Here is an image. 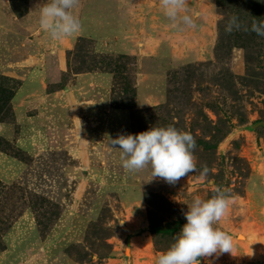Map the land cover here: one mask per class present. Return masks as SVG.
Listing matches in <instances>:
<instances>
[{
    "label": "rangeland",
    "instance_id": "rangeland-1",
    "mask_svg": "<svg viewBox=\"0 0 264 264\" xmlns=\"http://www.w3.org/2000/svg\"><path fill=\"white\" fill-rule=\"evenodd\" d=\"M45 2L0 0V264H155L217 186L234 254L200 264H264V37L225 32L264 0H188L182 30L160 0H79L82 30L60 40ZM169 125L197 145L175 185L127 172L106 138Z\"/></svg>",
    "mask_w": 264,
    "mask_h": 264
},
{
    "label": "clouds",
    "instance_id": "clouds-1",
    "mask_svg": "<svg viewBox=\"0 0 264 264\" xmlns=\"http://www.w3.org/2000/svg\"><path fill=\"white\" fill-rule=\"evenodd\" d=\"M79 0H50L42 3L39 13V25L51 39L60 40L72 37L82 30V24L72 10ZM164 16L173 28L182 26L197 27L192 15L187 12L188 0H160ZM253 32L264 37V20L253 19L249 25L233 15L229 18L225 32ZM113 148H118L122 167L129 173H137L151 168V180L159 178L170 185L197 171L194 150L195 137L187 131L174 126L152 127L135 135L118 134L115 139L106 137ZM211 170L202 166L200 179H205ZM232 197L228 190L217 186L211 198H195L187 204L183 212L186 223L174 236L170 247L161 252L155 264H200L198 258L219 257L222 254H234L233 238L215 225L228 214ZM95 259V258H94ZM207 264H211L208 261Z\"/></svg>",
    "mask_w": 264,
    "mask_h": 264
},
{
    "label": "trees",
    "instance_id": "trees-1",
    "mask_svg": "<svg viewBox=\"0 0 264 264\" xmlns=\"http://www.w3.org/2000/svg\"><path fill=\"white\" fill-rule=\"evenodd\" d=\"M16 10H17V8H16ZM16 12H17L19 15L24 14V13H20L19 11H16ZM173 222H174V221H173ZM173 222L168 223L165 229L168 230L169 228H171V226L173 225ZM186 222H187L186 219L181 218V219H178V220L176 221L175 225L177 224V226L182 227ZM154 230H155V229H154ZM198 259H201V258H198Z\"/></svg>",
    "mask_w": 264,
    "mask_h": 264
},
{
    "label": "water",
    "instance_id": "water-1",
    "mask_svg": "<svg viewBox=\"0 0 264 264\" xmlns=\"http://www.w3.org/2000/svg\"><path fill=\"white\" fill-rule=\"evenodd\" d=\"M264 124V122H262Z\"/></svg>",
    "mask_w": 264,
    "mask_h": 264
}]
</instances>
